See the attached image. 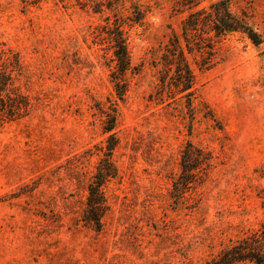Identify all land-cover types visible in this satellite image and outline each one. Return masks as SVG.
<instances>
[{
	"label": "rangeland",
	"instance_id": "rangeland-1",
	"mask_svg": "<svg viewBox=\"0 0 264 264\" xmlns=\"http://www.w3.org/2000/svg\"><path fill=\"white\" fill-rule=\"evenodd\" d=\"M93 1L0 0V50L20 56L35 105L0 130V264H209L264 221V0H228L263 43L227 35L210 69L192 67V119L184 98H157L150 65V50L186 15L178 0H135L143 18L125 27L121 101ZM114 99L115 175L96 231L82 212L105 145L101 112ZM187 143L207 161L178 193Z\"/></svg>",
	"mask_w": 264,
	"mask_h": 264
},
{
	"label": "trees",
	"instance_id": "trees-1",
	"mask_svg": "<svg viewBox=\"0 0 264 264\" xmlns=\"http://www.w3.org/2000/svg\"><path fill=\"white\" fill-rule=\"evenodd\" d=\"M85 7L87 0H75ZM203 1L206 6H201ZM24 7L36 5L39 0H20ZM129 3L126 13L120 12ZM94 13L103 14V25L98 26L99 36L105 35L111 52L113 71L110 74L115 98L123 99L125 75L131 69L127 51L125 27L139 24L143 18L140 5L135 0H96L91 4ZM119 9V11H118ZM178 12H186L177 31L172 30L166 41L151 49L150 65L156 71L157 98H184V107L193 117V88L196 83L193 68L206 71L215 64L218 44L227 35L240 33L254 46L263 43L247 21L246 16L231 12L228 0H178ZM107 12V14H106ZM21 80L26 83L25 69L20 56L10 49L0 50V130L7 124L20 121L33 112L35 105L30 96L22 90ZM24 83V85H26ZM115 100V99H114ZM101 113L105 119L102 131L106 134L102 157L88 183L83 221L96 231L101 228V218L105 212L102 188L113 178L115 170L110 157L117 145L114 129L117 121L115 101ZM207 158L202 151L185 144L180 151V173L175 182L178 193H182L193 181L202 163ZM264 264V221L257 230L246 231L230 246L221 249L209 264Z\"/></svg>",
	"mask_w": 264,
	"mask_h": 264
}]
</instances>
